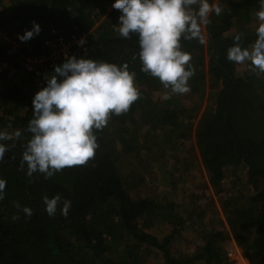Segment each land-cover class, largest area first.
<instances>
[{
  "label": "trees",
  "instance_id": "trees-1",
  "mask_svg": "<svg viewBox=\"0 0 264 264\" xmlns=\"http://www.w3.org/2000/svg\"><path fill=\"white\" fill-rule=\"evenodd\" d=\"M9 1L8 7H1L3 1L0 0V60L14 59L19 64L20 59L11 58L8 53L4 36L12 33L22 36L33 28L34 21L40 26L39 34L31 38L36 48L49 30L55 29L70 38V35L79 36L94 28L86 50L76 54V58L118 65L127 62L130 70L137 73L138 84L161 85L157 78L141 72L139 60L133 59L139 50L138 35L133 34L128 40L119 36L116 30L121 15L119 10L112 8L102 24L96 25L105 9L102 3L113 0ZM217 2L223 11L220 16L212 14L211 23L205 26L207 44L196 40L182 43L184 50L191 53L190 63L196 69L190 86L204 78L206 68L210 87H220L215 97L209 98L200 115L201 125L194 133L193 143L198 148L208 182L220 189L226 168L243 167L245 182L254 191L242 208L233 207V199L225 197L223 207L231 233L212 230L193 254L172 257L173 237L184 222L177 212L178 205L163 202L164 193L158 191L152 198L130 194V183L117 165L120 156L115 140L118 139L124 151L132 152L131 141H137V130L141 124L145 126L150 122L147 118L152 112L157 119L156 127L170 133L179 130L176 128L195 113L184 110L174 96L157 105L147 97L144 88H140L141 98L130 110L110 120L115 123V129L109 132L107 126L96 133L100 147L87 166L65 168L49 179L41 173L29 177L26 165L23 171L19 170L23 139L16 142L15 148L6 151L4 161L0 162V178L7 181L5 198L0 200V264H142L140 252L143 249H148L146 253L150 250L159 253L166 264H232L224 256L223 248L229 235L251 263L264 264V86L257 75L236 73V64L226 58L236 35L228 33L233 19L258 5L259 0ZM255 38V33L243 34L241 43L247 46ZM205 48L208 49L206 66ZM64 62L58 61L49 68V75L54 73L55 66ZM26 77L14 83L0 76V130L9 124L12 126L8 129L10 132L24 129L32 118L33 98L47 86V81L45 77ZM180 115L184 118L180 119ZM175 136L181 137L177 132ZM167 148L175 150L171 146ZM57 194L61 196V204L56 215L50 217L43 197L53 198ZM65 199L71 201L67 215L61 212ZM17 201L21 207L33 210L31 217L26 218L15 207ZM14 215H19L20 219L13 220ZM163 221H167L168 227L173 226L169 234L158 237L147 232Z\"/></svg>",
  "mask_w": 264,
  "mask_h": 264
},
{
  "label": "clouds",
  "instance_id": "clouds-1",
  "mask_svg": "<svg viewBox=\"0 0 264 264\" xmlns=\"http://www.w3.org/2000/svg\"><path fill=\"white\" fill-rule=\"evenodd\" d=\"M121 12L116 29L123 39L138 35L140 71L157 78L164 89L163 99L185 95L191 91L190 79L196 69L190 63L192 55L185 51L183 41L205 42L204 27L211 23L212 14L220 16L223 9L217 0H115L112 5ZM255 40L243 46V33L233 37L226 58L237 65H247L256 75L264 74V0H259L255 11ZM40 26L26 30L19 39L27 41L39 34ZM86 41L81 38L78 43ZM137 73L129 64H117L96 59L66 57L45 77L47 86L39 90L32 101L33 112L27 127L9 131V124L0 130V162L6 151L15 148L23 139L19 170L26 165L27 175L41 173L45 179L65 168L87 166L100 147L97 132L103 131L113 116L126 114L141 98L136 82ZM12 141V144L3 143ZM7 181L0 178V200H3ZM46 212L56 215L61 196L43 197ZM27 217L33 210L21 207ZM70 200H63L61 212L67 215ZM13 220H19L14 215Z\"/></svg>",
  "mask_w": 264,
  "mask_h": 264
},
{
  "label": "rangeland",
  "instance_id": "rangeland-1",
  "mask_svg": "<svg viewBox=\"0 0 264 264\" xmlns=\"http://www.w3.org/2000/svg\"><path fill=\"white\" fill-rule=\"evenodd\" d=\"M2 1L1 7H8L10 4L9 0ZM114 3L115 0L111 3H102L105 9L96 25L102 24V21L106 19L108 13L112 10ZM257 9L258 5H253L249 8V11L237 15L233 19V25L228 33L254 34L257 26L255 20ZM203 31L207 44L205 27ZM86 32L94 33L95 31L94 28H90ZM4 38L6 41L7 36H4ZM22 42L28 45V50L29 44L34 46L32 39ZM15 48L11 49L10 53L13 57L17 56L18 59H23L28 56V52L24 48ZM207 50L205 48V61L208 59ZM206 64L207 61L205 66ZM236 70V73L243 76L256 75L248 70L247 65L236 64ZM204 73V78L194 83L189 93L172 95L179 99V103L184 107V110L195 112L190 120L185 119L184 123L176 128L179 130H173L170 133L165 132L164 129H158L155 125L157 121L154 117L155 113L152 112V115L147 118L148 120L151 119L150 122L147 121L145 126L141 124L137 130V141L130 140L132 152L124 151L118 139L115 140L116 152L120 156L117 165L120 172L125 176V180L130 183V187H128L130 194L135 197L152 198L154 192L158 191L164 193L163 200H159L178 205L177 212L184 219V222L182 223L183 227L177 230L170 246L172 257L175 258L193 254L203 244L206 235L212 230L222 231L223 233L229 231L231 233L225 216L226 211L223 207L225 197L233 199V207L236 205V207L242 208L247 204V199L254 194L252 186L245 182V169L243 167L235 168L231 166L226 168L220 189H215L208 182L198 148L193 143L194 133L201 125L200 115L208 105L209 98H214L220 87H210L211 80L206 68ZM257 76L258 81L264 86V74ZM27 78L24 77V79ZM139 86L144 88L147 97L155 104L161 105L162 101L165 100L163 96L168 90L164 89L162 84L157 85V87L154 85L147 87L140 84ZM179 118L184 117L180 115ZM114 129L115 123L109 122V132ZM176 132L181 137L175 136ZM169 146L175 150L168 151L167 147ZM176 155L178 160L173 158ZM152 165L154 169H152ZM176 165L179 167L177 168ZM172 227H168L167 221H163L147 229V232L162 237L169 234ZM227 238L225 241H233L237 250L235 259L228 261L232 264H253L245 256L241 247L237 245L232 235ZM147 251L148 249H143L140 252L143 259L142 264H166L159 253L155 254L153 250L146 253Z\"/></svg>",
  "mask_w": 264,
  "mask_h": 264
},
{
  "label": "built area",
  "instance_id": "built-area-1",
  "mask_svg": "<svg viewBox=\"0 0 264 264\" xmlns=\"http://www.w3.org/2000/svg\"><path fill=\"white\" fill-rule=\"evenodd\" d=\"M89 35L90 33L83 32L79 36L70 35V38H66L55 29L49 30L48 35L42 39L38 48L29 44L28 50V45L23 43L17 34H11L6 38L9 46L8 53L10 54L15 47H22L27 50L28 56L21 58L18 65L14 59L0 60V76L14 83L25 76H31L35 79L46 77L49 75V68L53 67L58 61L65 60L66 57L76 56V54L79 55L80 52L85 51L89 44ZM81 38L86 41L83 45L78 43ZM11 58H13L12 55ZM223 248L224 256L229 261H233L237 254L233 241H224Z\"/></svg>",
  "mask_w": 264,
  "mask_h": 264
},
{
  "label": "water",
  "instance_id": "water-1",
  "mask_svg": "<svg viewBox=\"0 0 264 264\" xmlns=\"http://www.w3.org/2000/svg\"><path fill=\"white\" fill-rule=\"evenodd\" d=\"M208 36V35H207Z\"/></svg>",
  "mask_w": 264,
  "mask_h": 264
}]
</instances>
